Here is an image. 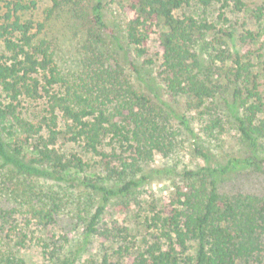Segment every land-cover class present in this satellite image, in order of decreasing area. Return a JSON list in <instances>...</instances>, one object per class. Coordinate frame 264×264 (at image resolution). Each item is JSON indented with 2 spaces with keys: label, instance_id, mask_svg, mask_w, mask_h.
<instances>
[{
  "label": "trees",
  "instance_id": "trees-1",
  "mask_svg": "<svg viewBox=\"0 0 264 264\" xmlns=\"http://www.w3.org/2000/svg\"><path fill=\"white\" fill-rule=\"evenodd\" d=\"M44 1L50 6L42 21H36L26 16L36 8V0H0V199L12 203L0 207V222L17 230V215L22 216L24 225L14 234L16 245L24 247L29 241L26 230L35 226L41 233L37 246L42 259L48 264H73L68 257L60 260V248L49 235L61 209L69 206L72 216L85 222L83 233L114 245L93 264H264V195L221 193L217 186L218 178L230 170L264 164L256 157L258 145L264 148V97L256 69L246 61L248 53L241 55L235 44L237 31L219 30L213 42L205 43V37L216 31L213 24L176 15L193 0H109L125 7L123 41L132 58L130 65L136 73L138 64L151 67L166 111L133 85L115 55L104 48L103 30L112 34L103 22L105 0H94L90 8L98 30L87 31L86 53L75 70H64L57 62L47 29L58 12L78 16L79 4ZM194 1L203 9L219 5L220 19L232 7L256 22L264 21V0L251 8L247 0ZM229 41L232 51L225 46ZM239 41L245 44L257 38L245 31ZM210 44L213 63H230L225 73L211 63L203 66L198 51ZM154 58L159 60L157 66ZM226 79L231 103L241 113L235 118L237 130L250 146L251 159H230L219 169L185 170L167 197L142 199L131 206L135 190L147 179L146 167L156 156L170 160L183 148L184 133L193 135L186 112L197 111L198 120H206L204 132L220 126L213 102L222 93L219 81ZM180 99L185 112L181 114L174 108ZM30 102L43 105L37 122L24 116V104ZM59 141L78 145L96 157L99 179L112 184L82 179L85 189L100 196L97 207L88 209L78 198L74 202L71 193L63 198L56 192L59 197H55L26 182L30 178L60 182L70 170H88L79 155L60 152ZM174 172L171 167L164 173ZM112 202L133 226L112 221L111 227L100 228ZM0 264L23 263L11 254H0Z\"/></svg>",
  "mask_w": 264,
  "mask_h": 264
},
{
  "label": "rangeland",
  "instance_id": "rangeland-1",
  "mask_svg": "<svg viewBox=\"0 0 264 264\" xmlns=\"http://www.w3.org/2000/svg\"><path fill=\"white\" fill-rule=\"evenodd\" d=\"M79 6V15L74 16L71 12H58L49 23L48 36L52 40L54 47H56V60L64 70H75L83 55L86 53L83 47L86 33L88 30H98L91 18V6L94 0H76ZM248 7H253V4H257V0H247ZM50 4L44 0H36V8L34 11H28L27 17H32L36 21H42L44 17V10L49 7ZM125 10V7L123 8ZM121 9L117 4L111 3L109 0H105L103 7V22L108 30L112 32H104L103 40L104 48L110 50L115 55L121 66L124 67L126 73L129 75L133 85L143 94H145L150 102L158 108L165 109L167 107L160 102H164L165 98L159 91L158 81H152L153 70L151 67H143L138 64V72L134 71L130 63L132 58L129 55L128 48L123 41V30L127 20L125 11ZM182 14L191 15L199 20L206 21L215 26V33L207 35L205 37V43L213 42V37L218 36L219 30L232 31L236 30L234 35L238 40L235 41L236 45L241 47L240 54H247L246 61L252 63L256 69L258 75L257 82L259 84V90L264 97V21L256 22L245 12H236L232 7L226 9L223 18H218L219 5H212L206 9L198 6L195 1H191L188 7H184L176 12V15ZM245 31H250L256 35L257 41H247L245 44L240 42L239 39L244 35ZM241 35V36H240ZM111 36H115L118 41H114ZM116 39V40H117ZM215 39V38H214ZM225 40V39H224ZM119 44V45H118ZM117 45L119 49L117 48ZM231 42H226L225 46L232 51ZM122 47V49H120ZM213 45H208V48L201 47L198 51L199 58L202 61L203 66L208 67L212 64V68H222L224 73L230 66V63L220 64L219 62L213 63L211 58L215 55L213 51ZM2 51V43L0 41V52ZM153 52L157 51L152 49ZM210 58V59H209ZM154 58L156 66L159 64V60ZM156 68H154L155 74ZM222 86L221 95H216L214 98V107L216 114L220 118V126L215 129L205 128L208 126L206 120L199 121L196 112H186V116L190 121V128L193 130V135L184 133V144L180 152L172 157L170 160H162L159 157H155L154 162L146 167L144 173L147 178L145 183L139 186L132 198L130 199V205L138 203V201L164 198L172 190L171 186L178 183L182 178L179 176L185 170H191L194 172L200 171L204 167L210 169L224 168L228 160L230 159H251V149L247 142L242 140L238 130L235 118L240 116V110L231 102L230 97V83L228 80H220ZM150 87L156 91V93L150 90ZM224 91V92H223ZM159 98L161 99L159 101ZM184 100L180 99L178 104L174 106L177 113L184 112ZM42 103L30 102L24 104V116L26 119L37 122L42 115ZM185 113V112H184ZM5 137V136H4ZM8 142V140H7ZM60 152L70 155H79L89 165L88 170L85 172H79L76 170H70L65 173V180L56 182L52 179L43 178H30L26 182L34 185V189L43 190L48 194L55 197L64 198V195L71 193L74 202L76 198L79 199L82 205L98 206L100 196L94 191L90 192L89 189L81 184L84 177L92 178V181L98 185L112 186V184L101 181L102 173L97 164V158L91 154H86L81 151L78 145L71 143H57ZM196 149H199L202 154H198ZM204 155V156H202ZM256 157L259 160H264V148L261 144L258 145ZM171 167L175 168L173 173H164L171 170ZM163 170L164 172H161ZM72 186V188H71ZM218 191L221 193H234L244 192L252 193L256 195H264V164L261 167L257 166H244L238 168L236 171L230 170L223 177L218 178ZM21 189V187H20ZM56 192L59 193L56 194ZM89 201V202H88ZM112 204L107 207L103 217L101 218L100 228L111 227L112 221H115L118 225L132 226L134 223L130 221V217L115 205ZM12 205L11 202H7L4 199H0V207L9 208ZM136 205V204H135ZM70 207H63L60 214L57 216L55 223L49 228V235L54 236L55 247L60 248V260H65L68 257L73 260V264H93L101 258L102 253L106 249L112 248L114 245L99 237L87 236L83 233L85 227L84 221H79V216L76 218L72 216L68 210ZM140 217L143 212L138 211ZM83 217V216H82ZM142 219H138L141 222ZM0 222V254H11L20 260L23 264H48L46 263L40 254L39 246H37V239L41 237L40 231L35 226H30L28 230V242L24 247L16 245L15 233L20 231L24 225V219L22 216L17 215L16 229L14 230L9 224ZM95 263V264H96Z\"/></svg>",
  "mask_w": 264,
  "mask_h": 264
}]
</instances>
